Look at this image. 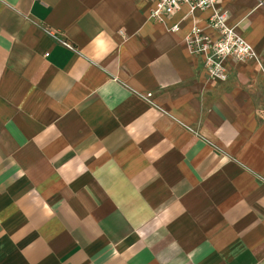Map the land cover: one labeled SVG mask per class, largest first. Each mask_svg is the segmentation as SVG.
Returning a JSON list of instances; mask_svg holds the SVG:
<instances>
[{"label": "crops", "instance_id": "obj_1", "mask_svg": "<svg viewBox=\"0 0 264 264\" xmlns=\"http://www.w3.org/2000/svg\"><path fill=\"white\" fill-rule=\"evenodd\" d=\"M154 8L0 0V264H264V0H223L226 82L211 11Z\"/></svg>", "mask_w": 264, "mask_h": 264}, {"label": "built area", "instance_id": "obj_2", "mask_svg": "<svg viewBox=\"0 0 264 264\" xmlns=\"http://www.w3.org/2000/svg\"><path fill=\"white\" fill-rule=\"evenodd\" d=\"M155 8L151 13V20L163 23L165 18L171 17L188 6L191 13L196 11H211L208 24L211 29L217 32L218 38L213 40L205 35L202 30L195 26L185 38L188 52L191 55H198L204 58L208 78L216 82H226L228 79L225 61L232 59L237 63L258 60V55L252 45L242 38L236 29L229 25V13L222 8L223 0H154ZM175 27L173 32H178ZM49 35L59 41L66 48L76 49L65 41L47 31ZM150 96V95H149Z\"/></svg>", "mask_w": 264, "mask_h": 264}]
</instances>
